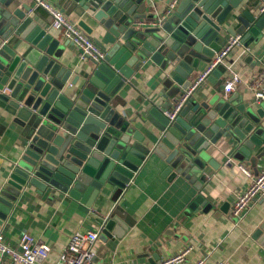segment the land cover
Instances as JSON below:
<instances>
[{"label": "water", "instance_id": "1", "mask_svg": "<svg viewBox=\"0 0 264 264\" xmlns=\"http://www.w3.org/2000/svg\"><path fill=\"white\" fill-rule=\"evenodd\" d=\"M22 1L0 0V132L11 126L21 145L0 194V225L25 193L50 202L69 198L86 208L109 197L115 202L150 153L174 177L191 173L221 140L238 145L245 158L261 146L257 117L263 111L233 97L190 98L173 120L162 105L150 103L147 114L160 132L151 150L141 145L135 122L118 110L120 93L146 63L165 74L167 88L178 87L210 64L224 34L257 37L264 13L254 0H179L169 11L170 0H161L166 9L146 18V8L155 10L153 0H57L56 7L66 17L73 14L85 35L100 36L101 42L94 41L105 52L101 62H87L72 79L59 62L68 44L44 20H35L41 8L34 0ZM235 22L236 31L230 27ZM224 72L220 65L206 81L214 84ZM198 204L201 197L191 209ZM119 223L110 215L102 229L117 238ZM253 238L264 249V222Z\"/></svg>", "mask_w": 264, "mask_h": 264}, {"label": "crops", "instance_id": "2", "mask_svg": "<svg viewBox=\"0 0 264 264\" xmlns=\"http://www.w3.org/2000/svg\"><path fill=\"white\" fill-rule=\"evenodd\" d=\"M46 1L57 6V0ZM153 3L155 10L147 12L146 8L145 18L160 15L167 7L161 0H153ZM255 4L258 0H254ZM31 5L34 7L33 3ZM34 12L39 14L35 20H44L52 34L61 43L68 44L59 62L71 71L72 79L88 66L89 61L79 59V50L69 44L62 31L51 27V17L46 12L42 9ZM67 19L76 22L73 14ZM230 27L236 31L240 23L235 22ZM231 36L224 34L220 38L222 48ZM88 37L101 42L97 34ZM222 65L224 74L214 84L202 83L191 99L198 102L207 97H233L236 104H244L254 111L261 109L262 118H257L261 124L259 135H264V103H256L249 90L250 81L264 68V30L257 37L244 31L239 46L231 50ZM207 66L200 65L178 87L167 88L165 74L151 62L133 76L130 85L120 93L118 110L126 120L135 122L134 131L141 137V145L151 150L160 136L153 125L154 120L147 114L149 104L162 105L166 111L172 109L180 93ZM233 75L239 80L233 92L226 93L223 86ZM19 139L11 126L0 132V194L21 152ZM261 143L260 147L252 148L249 158H245L239 157L238 145L221 140L208 149L205 158L199 159L191 173L174 177L166 174L167 165L161 157L150 153L117 201L113 202L109 197L103 203L94 202L91 208L69 198L50 202L25 193L0 225L3 242L17 248L21 235L28 233L50 247L44 264H56L75 232L95 231L99 233L98 243L93 248L97 262L161 264L188 246L191 251L182 264H195L200 260L204 264H264V249L258 239L253 238L256 229L264 222V196L256 197L240 218L231 217L238 193L248 184L237 166L244 165L251 175L256 176L264 165V140ZM197 197H201L203 204L191 209ZM203 205L211 208L204 211ZM110 215L120 220L115 229L117 238L102 229L103 222ZM5 260L4 257L2 261Z\"/></svg>", "mask_w": 264, "mask_h": 264}, {"label": "built area", "instance_id": "3", "mask_svg": "<svg viewBox=\"0 0 264 264\" xmlns=\"http://www.w3.org/2000/svg\"><path fill=\"white\" fill-rule=\"evenodd\" d=\"M178 1L170 0L168 11L172 10ZM34 2L37 7L49 14L51 27L56 31H62L65 37L79 50L81 61L88 60L99 63L104 59V50L85 35L76 22L69 21L57 7H53L46 0H34ZM258 12L264 13V0H258ZM241 38V35H233L229 38L227 45L215 54L210 64L183 91L172 109L164 113L166 118L173 120L176 117L182 106L191 98L192 93L207 80L218 66L223 64L231 50L239 46ZM238 80L239 78L233 75L231 80L225 83L223 90L226 93L233 92L234 85ZM249 90L256 103H264V68L250 81ZM237 167L247 178L248 184L245 189L238 193L233 204L231 211L233 218H240L249 209L256 197L264 196V165L256 176L251 175L244 165ZM98 237L99 233L95 231L75 232L59 255L56 264H111L95 260L96 253L93 248L98 243ZM190 251L191 247L187 246L177 255L161 261V264H182ZM49 254L50 247L28 233L21 235L17 248L10 247L3 242L0 230V264H44ZM4 257L6 258L5 262L2 261ZM195 264H204V261L200 260Z\"/></svg>", "mask_w": 264, "mask_h": 264}, {"label": "rangeland", "instance_id": "4", "mask_svg": "<svg viewBox=\"0 0 264 264\" xmlns=\"http://www.w3.org/2000/svg\"><path fill=\"white\" fill-rule=\"evenodd\" d=\"M102 236L104 235V233L103 234H101Z\"/></svg>", "mask_w": 264, "mask_h": 264}]
</instances>
